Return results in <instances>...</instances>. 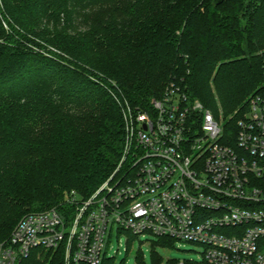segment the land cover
<instances>
[{
    "label": "trees",
    "instance_id": "trees-1",
    "mask_svg": "<svg viewBox=\"0 0 264 264\" xmlns=\"http://www.w3.org/2000/svg\"><path fill=\"white\" fill-rule=\"evenodd\" d=\"M2 2L0 243L26 213L88 199L112 176L126 102L147 110L183 80L227 118L263 81L264 0Z\"/></svg>",
    "mask_w": 264,
    "mask_h": 264
},
{
    "label": "built area",
    "instance_id": "built-area-1",
    "mask_svg": "<svg viewBox=\"0 0 264 264\" xmlns=\"http://www.w3.org/2000/svg\"><path fill=\"white\" fill-rule=\"evenodd\" d=\"M262 74L229 134L183 80L147 110L126 102L112 176L88 199L23 216L0 264H103L113 231L200 245L206 264H264V63Z\"/></svg>",
    "mask_w": 264,
    "mask_h": 264
},
{
    "label": "rangeland",
    "instance_id": "rangeland-1",
    "mask_svg": "<svg viewBox=\"0 0 264 264\" xmlns=\"http://www.w3.org/2000/svg\"><path fill=\"white\" fill-rule=\"evenodd\" d=\"M2 9L3 2L2 0H0V10ZM51 48L52 47H50L49 50ZM52 50L54 51L55 49ZM240 108L241 106L237 108L232 113V115L225 118L221 108L218 107V117L215 118L221 126H225L227 122H230L233 119V121H235L236 123L237 117L233 116L235 112H237ZM114 232L115 231H113L112 235L107 240L105 260V262L107 263L111 262V264H206L203 256L204 248L200 245L180 241L172 243V246L154 245L153 243L157 242V238H154L152 236L134 237L130 232H123L117 236ZM159 261L161 263H159Z\"/></svg>",
    "mask_w": 264,
    "mask_h": 264
},
{
    "label": "water",
    "instance_id": "water-1",
    "mask_svg": "<svg viewBox=\"0 0 264 264\" xmlns=\"http://www.w3.org/2000/svg\"><path fill=\"white\" fill-rule=\"evenodd\" d=\"M224 0H220V2L219 3H222Z\"/></svg>",
    "mask_w": 264,
    "mask_h": 264
}]
</instances>
